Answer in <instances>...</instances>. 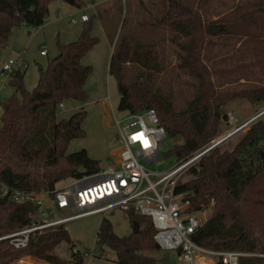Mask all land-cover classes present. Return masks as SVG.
Returning a JSON list of instances; mask_svg holds the SVG:
<instances>
[{"label": "trees", "instance_id": "trees-1", "mask_svg": "<svg viewBox=\"0 0 264 264\" xmlns=\"http://www.w3.org/2000/svg\"><path fill=\"white\" fill-rule=\"evenodd\" d=\"M52 0H0V47L4 48L12 29L41 26L48 17ZM167 10L157 24L167 26L172 42H178V67L187 72L195 90L192 99L175 111L167 96L153 86V75L160 72L159 55L154 41L143 42L122 35L111 41L108 74L119 90L118 110L131 115L154 109L166 135L181 137L168 155L177 163L208 146L222 132L227 121L226 106L247 101L264 105V4L236 11L231 20L220 18V35L240 41L231 54L233 65L214 69L203 60L210 35L207 28L215 22L203 21L197 10L181 0H167ZM80 7L85 0H73ZM83 22L78 38L58 45V54L32 91L24 87V72L14 69L8 84L14 95L0 102V185L23 192H51L61 180L91 175L101 170L99 161L85 149L66 154L70 140L84 136L82 122L86 112L79 110L66 119L56 120V108L66 98L84 101V84L91 67L81 60L95 45L90 18ZM233 74L253 83L222 87L219 81ZM231 80V79H230ZM221 83V82H220ZM20 94L21 100L15 96ZM189 179L180 182L176 193L192 191L187 212L210 207L206 220L191 234L196 244L213 250L264 253V123L259 118L237 137L208 150L186 171ZM39 207L32 202L16 203L0 196V236L37 223ZM137 232L118 236L111 223L102 217L96 232L100 256L103 247L115 253L117 264H155L159 252L149 217L125 210ZM87 252L76 248L65 225L35 231L25 248L16 249L0 240V264H16L29 256L50 264H84ZM177 253H179L177 251ZM220 264V263H217ZM238 264H264V257H240Z\"/></svg>", "mask_w": 264, "mask_h": 264}, {"label": "rangeland", "instance_id": "rangeland-1", "mask_svg": "<svg viewBox=\"0 0 264 264\" xmlns=\"http://www.w3.org/2000/svg\"><path fill=\"white\" fill-rule=\"evenodd\" d=\"M189 7L198 11L201 19L206 22L220 21V18L231 21L236 11L249 10L264 4V0H181ZM167 0H85V4L78 7L69 4L66 0H52L48 3V17L44 23L36 28H26L23 25L15 26L4 48L0 47V102L14 95V90L8 84V75L1 73L2 64L8 59H15L14 69L24 72L23 83L27 91H32L39 80L38 65L45 72L48 62L58 54V45L67 44L78 38L83 26L81 15L90 18L91 35L97 38L95 45L82 59V64L91 67V73L84 84L85 99L79 101L66 98L57 105L55 119L61 120L70 117L73 113L84 110L85 118L82 122L84 136L69 141L66 154L85 149L88 155L99 161L100 168L115 165L119 161L121 146L119 144L120 128L133 122L132 115L127 111L118 110L119 90L115 79L108 74V62L111 55V41L122 35H128L133 40L154 41L159 55L160 72L153 75V86L168 97L175 111L181 110L187 101L193 98L195 90L191 76L178 67L180 53L178 42H172V34L167 26L157 24L167 10ZM213 18L211 19V17ZM73 19H77L73 21ZM211 25V24H210ZM205 45L203 60L214 69L228 68L233 65V49L239 45L235 37L214 35ZM237 45V46H238ZM236 46V47H237ZM46 51V56L41 55ZM231 79V80H230ZM221 82V83H220ZM243 75L233 74L227 79L222 77L219 84L222 87H232L253 83ZM21 100L20 94L15 95ZM262 106H252L245 100L235 101L226 106L227 112L237 114V122L242 123L254 115ZM0 110V127H1ZM249 116V117H248ZM260 119L264 123V114ZM241 121V122H239ZM250 125L244 127L234 136L224 142L234 143L238 136L245 132ZM227 121L222 124L220 138L231 128ZM181 137L171 138L166 135L162 140L160 160L156 165H146L149 172L163 174L173 168L177 161L168 152L173 145L180 144ZM117 166V165H116ZM156 177L151 176L154 180ZM189 179L184 172L179 182ZM68 182L61 180L56 184L60 188ZM210 214V207L206 209L201 220H206ZM105 217L112 225L113 232L118 236H127L132 232L125 210L115 209ZM101 215H92L77 219L65 224L70 238L76 248L88 254L84 257V264H117L115 253L108 247H103L100 256L99 245L96 243V232ZM150 255L156 257L155 264H179L180 258L175 250H160ZM16 264H50L45 261L22 256Z\"/></svg>", "mask_w": 264, "mask_h": 264}, {"label": "built area", "instance_id": "built-area-1", "mask_svg": "<svg viewBox=\"0 0 264 264\" xmlns=\"http://www.w3.org/2000/svg\"><path fill=\"white\" fill-rule=\"evenodd\" d=\"M87 19L86 15L80 16L81 21ZM46 54V51H41L42 56ZM15 64V59L4 61L1 73L9 75ZM263 114L264 107L246 121L238 123L236 113L227 112V124L231 129L208 146L220 145ZM132 119V123L120 128L121 152L117 166H108L77 179L70 178L51 192H23L0 185L1 197L8 196L16 203L32 202L39 207L37 223L4 234L0 240H7L14 248L22 249L37 230L65 225L92 215L103 217L115 209H123L149 217L155 228V244L160 250L178 251L180 264H238L240 257H264V253L213 250L191 240L190 236L202 224L201 215L207 208L187 212L193 192L176 193V187L180 176L210 149L206 146L196 151L163 174L149 172L146 165H156L161 159L159 151L163 148L162 140L166 132L159 124L154 109L132 114ZM138 134H142L147 145L142 140L133 139ZM152 175L156 177L154 180Z\"/></svg>", "mask_w": 264, "mask_h": 264}, {"label": "water", "instance_id": "water-1", "mask_svg": "<svg viewBox=\"0 0 264 264\" xmlns=\"http://www.w3.org/2000/svg\"><path fill=\"white\" fill-rule=\"evenodd\" d=\"M69 4H72L73 3V0H66ZM222 30H223V25H221V24H211V25H209L208 26V28H207V31H208V33L210 34V35H217V34H220L221 32H222ZM38 69H41V65H38ZM220 140H222V139H220ZM219 140V141H220ZM213 146L212 145H210V146H208L207 147V149H211ZM80 174L81 175H85V171H84V169H81L80 171ZM132 232L133 233H136L137 232V228H138V226H137V223H135V222H133L132 223Z\"/></svg>", "mask_w": 264, "mask_h": 264}, {"label": "snow or ice", "instance_id": "snow-or-ice-1", "mask_svg": "<svg viewBox=\"0 0 264 264\" xmlns=\"http://www.w3.org/2000/svg\"><path fill=\"white\" fill-rule=\"evenodd\" d=\"M133 139L142 140L143 143H144L145 145H147V141L143 139L142 134H138V135L134 136Z\"/></svg>", "mask_w": 264, "mask_h": 264}, {"label": "crops", "instance_id": "crops-1", "mask_svg": "<svg viewBox=\"0 0 264 264\" xmlns=\"http://www.w3.org/2000/svg\"><path fill=\"white\" fill-rule=\"evenodd\" d=\"M213 18V16L211 17V19ZM81 21V20H80ZM82 22V21H81ZM72 42V41H71ZM238 45V44H237ZM237 45H235V47L237 46ZM111 50H112V46H111ZM81 62H82V60H81ZM237 115V114H236ZM253 116V115H252ZM251 116V117H252ZM249 117V116H248ZM250 118V117H249ZM249 118H247V119H249ZM242 122H244V121H246V119L244 118V119H242L241 120ZM241 121H239V122H241ZM116 164L115 165H109V166H116V165H118V163H119V161L118 162H115ZM180 264V263H179Z\"/></svg>", "mask_w": 264, "mask_h": 264}]
</instances>
